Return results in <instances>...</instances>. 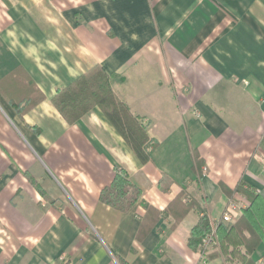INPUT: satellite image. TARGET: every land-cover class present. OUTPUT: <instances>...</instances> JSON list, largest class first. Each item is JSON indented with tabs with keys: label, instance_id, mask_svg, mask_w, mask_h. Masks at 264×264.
<instances>
[{
	"label": "crops",
	"instance_id": "crops-1",
	"mask_svg": "<svg viewBox=\"0 0 264 264\" xmlns=\"http://www.w3.org/2000/svg\"><path fill=\"white\" fill-rule=\"evenodd\" d=\"M97 66L158 142L151 162L99 107L71 123L53 104ZM117 165L155 209L185 188L216 227L248 206L221 183L264 199V0H0V264H264L234 228L203 263L194 210L140 231L142 205L100 200Z\"/></svg>",
	"mask_w": 264,
	"mask_h": 264
},
{
	"label": "trees",
	"instance_id": "trees-1",
	"mask_svg": "<svg viewBox=\"0 0 264 264\" xmlns=\"http://www.w3.org/2000/svg\"><path fill=\"white\" fill-rule=\"evenodd\" d=\"M53 104L71 123L77 121L88 111L99 107L139 161L142 164L152 161V152L158 142L149 137L146 124L133 114L127 104L118 99L112 90L110 77L101 66L81 75L69 86L60 90L54 97ZM15 106L21 115L31 109V106H28L24 111L19 107L20 105L16 104ZM193 154L195 155V168L201 174L205 163L198 155L197 150H194ZM114 172V180L102 190L100 200L103 204L121 212H128L137 204L142 205L146 214L141 219L140 231L145 229L147 233L151 232L161 218L169 217L173 214V209L176 208L179 209L177 215L174 216L177 221L181 220L183 216L185 217L191 210L199 213L200 219L192 229L187 245L193 251L199 252L206 262L219 258L217 242L226 238L231 228H234L239 234L249 255H252L260 245L264 244V199L257 188L245 180H241L234 189L221 183L225 194L230 199L237 194L241 195L248 202V206L242 209L240 217L233 225L225 223L222 219L215 229V242L210 248H205L204 240L212 233L213 229L203 201L191 197L184 188L176 200L169 205V208L159 211L143 200L142 190L132 182L123 167L115 166ZM121 264L127 263L121 261ZM247 264L256 263L249 259Z\"/></svg>",
	"mask_w": 264,
	"mask_h": 264
},
{
	"label": "built area",
	"instance_id": "built-area-1",
	"mask_svg": "<svg viewBox=\"0 0 264 264\" xmlns=\"http://www.w3.org/2000/svg\"><path fill=\"white\" fill-rule=\"evenodd\" d=\"M236 213V214H235ZM236 207L234 205H231L223 214V221L225 223H233L235 222V218L237 217ZM212 233L204 240V247L210 248L212 244L215 242L216 239V225H212ZM218 245V242H217ZM203 263H206V261L203 259V256L201 255Z\"/></svg>",
	"mask_w": 264,
	"mask_h": 264
},
{
	"label": "rangeland",
	"instance_id": "rangeland-1",
	"mask_svg": "<svg viewBox=\"0 0 264 264\" xmlns=\"http://www.w3.org/2000/svg\"><path fill=\"white\" fill-rule=\"evenodd\" d=\"M219 251V250H218Z\"/></svg>",
	"mask_w": 264,
	"mask_h": 264
}]
</instances>
